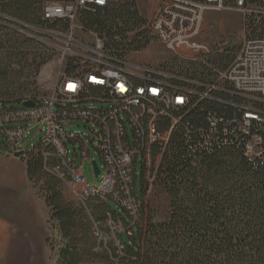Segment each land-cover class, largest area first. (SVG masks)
<instances>
[{
    "label": "built area",
    "instance_id": "obj_1",
    "mask_svg": "<svg viewBox=\"0 0 264 264\" xmlns=\"http://www.w3.org/2000/svg\"><path fill=\"white\" fill-rule=\"evenodd\" d=\"M126 1L132 0H49L40 14L45 27L27 24L0 6V26L45 43L60 67L50 94L21 103L34 101V106L9 107L0 100V132L12 153L23 151L26 163L30 152L25 154L27 142L20 141L34 122L36 134H44L32 151L42 155L46 169L64 181L74 198H110L135 215L139 164L143 182H151L154 162H162L173 143L194 153L238 143L250 161L264 163V0H161L152 19L124 32L126 40L118 32L122 21L100 30L81 18L84 11L94 14ZM222 9L243 16V41L233 52L200 38L204 14ZM133 31L139 33L132 36ZM109 33H115L119 46ZM136 38L147 45L157 39L181 61L196 60L186 53L223 57L217 62L223 66L214 65L213 76L203 81L173 67L138 64L131 60L141 50L134 47ZM205 101L224 109L206 108ZM71 120L91 125V135L67 131ZM89 142L101 156L98 176L96 160L90 159L100 185H90L84 171L85 159L91 158ZM95 230L107 240L97 223Z\"/></svg>",
    "mask_w": 264,
    "mask_h": 264
},
{
    "label": "trees",
    "instance_id": "obj_2",
    "mask_svg": "<svg viewBox=\"0 0 264 264\" xmlns=\"http://www.w3.org/2000/svg\"><path fill=\"white\" fill-rule=\"evenodd\" d=\"M46 1L0 0V6L27 24L45 27L47 23L40 14ZM81 18L100 30L112 29L122 21L125 27L118 29L122 40H126L127 29L145 22L134 0L99 8L94 14L84 11ZM114 36L108 34L112 44L119 46ZM138 40L134 39V47L145 48L147 40ZM38 43L35 38L0 26V100L5 105L19 103L16 94L24 87L16 85L14 79L34 66L28 59ZM219 58L223 57H213L212 62L217 63ZM14 66H21V71ZM203 106L224 109L210 101ZM3 144L9 143L0 141V147ZM55 163L51 159L49 165ZM26 164L29 179L41 186L51 217L58 222L64 245L58 264H264V163L250 161L238 143L223 145L211 153L189 152L183 143L170 145L160 166L161 175L166 177L159 179L170 198L169 216L164 221L149 222L147 227L139 226L144 209L138 195L135 215L121 206L129 215L126 221L123 214L108 207V200H95L98 196L84 201L68 198L64 181L46 169L42 155L30 152ZM142 186L144 193L146 182ZM122 222L126 224L124 230L120 229ZM95 223L107 240L96 234Z\"/></svg>",
    "mask_w": 264,
    "mask_h": 264
},
{
    "label": "rangeland",
    "instance_id": "obj_3",
    "mask_svg": "<svg viewBox=\"0 0 264 264\" xmlns=\"http://www.w3.org/2000/svg\"><path fill=\"white\" fill-rule=\"evenodd\" d=\"M139 15L144 21L152 19L158 9L161 0H134ZM139 32L133 31L130 35L135 36ZM126 36V35H125ZM244 36L243 16L230 9L208 10L204 14L201 25L200 38L211 44L213 48L227 46L231 52L236 51ZM123 39V38H122ZM38 47V48H37ZM32 50V56L29 57V65L34 66L27 70L20 79H14L16 85L23 86L24 90L17 93L16 99L19 103H7L9 107H22L21 104L27 97H40L51 93L55 85L60 67L54 64L55 52L45 43H38V46ZM195 61H181L177 54L169 50L163 43L157 39H150L148 45L132 54L131 60L138 64H149L160 67H173L181 72H191L200 76L203 81L210 80L214 74L213 66H223V61L211 64L213 57L203 54H190ZM46 61L42 63V61ZM177 60V62H175ZM186 62V63H185ZM42 63V64H41ZM177 63V64H176ZM15 67V68H14ZM17 71H21V66H14ZM17 81V82H16ZM4 99V98H3ZM5 100V99H4ZM7 101V100H6ZM9 101V100H8ZM7 101V102H8ZM12 102H16L13 100ZM32 129L25 135L21 145L25 142V154L31 152L38 143L44 132L36 134L37 125L31 122ZM92 127L86 122L71 120L65 125L67 131L82 133L84 138L91 135L88 128ZM0 141L6 143L4 135L0 132ZM68 148L74 150V145L67 141ZM91 158L85 159L84 171L90 185H100L101 177L94 175L90 159H95L98 165L102 166V160L97 149L89 142ZM81 148V143H77ZM9 149L6 156L12 159L13 155ZM22 162L23 157H19ZM81 158V157H80ZM13 168V164L9 163ZM154 162L153 179L146 181V190L142 191V164H139V177L137 181L138 196L143 205L144 214L139 226L147 227L149 222L164 221L169 216L170 198L164 190V186L159 180L166 177L160 173V166ZM17 186L7 187L0 182V264H58L59 251L64 246L58 230V222L52 219L51 209L47 206L45 194L39 184L32 182L29 178L24 181H15ZM8 183V182H5ZM3 185V186H1ZM10 188V189H9ZM64 193L68 198L74 199L71 189L64 187ZM97 201L106 199L97 198ZM108 207L117 213L124 215L126 221L129 219L128 213H125L122 207L113 199H108ZM107 226V224H106ZM108 227V226H107ZM126 228L122 222L121 230ZM107 228H104L106 231ZM124 237L128 240L126 232ZM112 235L111 233L109 234ZM84 264H113L105 262H92Z\"/></svg>",
    "mask_w": 264,
    "mask_h": 264
},
{
    "label": "crops",
    "instance_id": "obj_4",
    "mask_svg": "<svg viewBox=\"0 0 264 264\" xmlns=\"http://www.w3.org/2000/svg\"><path fill=\"white\" fill-rule=\"evenodd\" d=\"M10 145H2L0 147V182L6 184L7 187L17 186L15 181H24L28 177L27 164L19 158L13 155L12 159H9L6 154ZM9 163L13 164L11 168ZM8 182V183H5ZM3 186V185H1ZM10 189V188H9Z\"/></svg>",
    "mask_w": 264,
    "mask_h": 264
},
{
    "label": "water",
    "instance_id": "obj_5",
    "mask_svg": "<svg viewBox=\"0 0 264 264\" xmlns=\"http://www.w3.org/2000/svg\"><path fill=\"white\" fill-rule=\"evenodd\" d=\"M23 105L25 107H32L35 105V102L34 101H26V102H23ZM16 157H21L23 155V151H18L14 154ZM93 164H94V169H95V175L98 176L99 175V172H100V169L98 167V164L96 161H93Z\"/></svg>",
    "mask_w": 264,
    "mask_h": 264
}]
</instances>
